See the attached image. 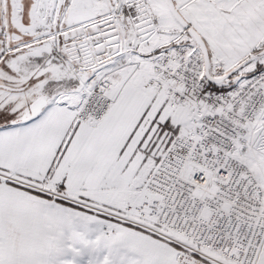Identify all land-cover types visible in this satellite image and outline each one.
I'll return each instance as SVG.
<instances>
[{
	"label": "snow or ice",
	"instance_id": "snow-or-ice-1",
	"mask_svg": "<svg viewBox=\"0 0 264 264\" xmlns=\"http://www.w3.org/2000/svg\"><path fill=\"white\" fill-rule=\"evenodd\" d=\"M0 264H264V0H0Z\"/></svg>",
	"mask_w": 264,
	"mask_h": 264
}]
</instances>
